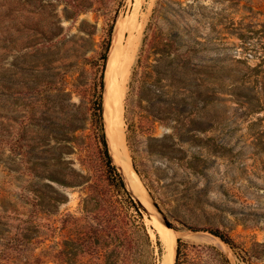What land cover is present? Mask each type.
<instances>
[{
	"label": "rangeland",
	"instance_id": "374dc122",
	"mask_svg": "<svg viewBox=\"0 0 264 264\" xmlns=\"http://www.w3.org/2000/svg\"><path fill=\"white\" fill-rule=\"evenodd\" d=\"M134 3L0 0V264H160L163 231L173 264H264V0L140 3L123 156L147 205L101 142Z\"/></svg>",
	"mask_w": 264,
	"mask_h": 264
},
{
	"label": "bare ground",
	"instance_id": "6f19581e",
	"mask_svg": "<svg viewBox=\"0 0 264 264\" xmlns=\"http://www.w3.org/2000/svg\"><path fill=\"white\" fill-rule=\"evenodd\" d=\"M141 2L142 0H135L132 13L119 20L116 24L105 66L103 123L108 150L113 160L118 164L121 176H123L133 196L147 205L143 200L144 190L123 156V153L126 154L122 118L123 98L141 40L143 23L138 15V8ZM124 33H127L125 39L123 37ZM171 233L173 235L165 231L161 234L164 254L160 264H173L174 262L175 241L183 233L172 231ZM165 247L169 249V261L165 260Z\"/></svg>",
	"mask_w": 264,
	"mask_h": 264
},
{
	"label": "trees",
	"instance_id": "16d2710c",
	"mask_svg": "<svg viewBox=\"0 0 264 264\" xmlns=\"http://www.w3.org/2000/svg\"><path fill=\"white\" fill-rule=\"evenodd\" d=\"M98 111H101V103L99 104L98 106ZM101 116V115H100ZM101 118V117H100ZM102 144H103V147H104V153H105V156H106V159H107V166L110 168V169H114L112 166H111V161H110V157L108 155V151H107V146H106V140H105V137L104 135L102 136V140H101ZM212 234H214L215 236L219 237L223 242H225L226 244L228 245H232L231 244V241L224 235L222 234L221 232L217 231V230H214V231H210ZM180 247H181V242L178 240L177 241V246H176V261L178 260V257H179V253H180Z\"/></svg>",
	"mask_w": 264,
	"mask_h": 264
},
{
	"label": "water",
	"instance_id": "95a60500",
	"mask_svg": "<svg viewBox=\"0 0 264 264\" xmlns=\"http://www.w3.org/2000/svg\"><path fill=\"white\" fill-rule=\"evenodd\" d=\"M153 206H154V204L153 203H151ZM165 225L168 227V228H171V225L168 223V222H165ZM181 232H183V230H180ZM165 251H166V254H165V260H167V261H169V253H168V251H169V249L168 248H166L165 247ZM176 257V251H175V254H174V258Z\"/></svg>",
	"mask_w": 264,
	"mask_h": 264
}]
</instances>
